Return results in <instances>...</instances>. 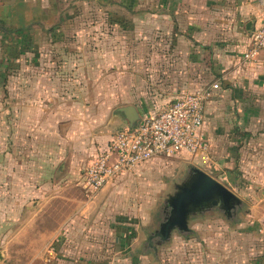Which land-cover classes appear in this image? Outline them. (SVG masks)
<instances>
[{"label":"crops","instance_id":"crops-1","mask_svg":"<svg viewBox=\"0 0 264 264\" xmlns=\"http://www.w3.org/2000/svg\"><path fill=\"white\" fill-rule=\"evenodd\" d=\"M91 13H101L105 26L127 29L133 37L138 28L145 30L153 91L164 93L161 107L179 93L220 85L207 103L203 132L210 148L212 139L225 141L230 166L226 185L234 193L241 191L242 204L255 205L240 233L241 249L248 248L255 258L243 264H264V51L252 62L244 59L261 16L250 0H0V41L18 35L23 56L33 54L39 68L34 99L19 103L28 108L23 119L33 124V180L41 187L80 182L85 190L87 165L117 133L104 115L90 116L88 110L115 107L105 97H89L104 90L97 77L109 72L95 56L109 54L87 53L82 44L89 39L69 36L72 28L91 24ZM156 47H161L159 69L153 64ZM108 69L114 77L120 75ZM223 105L221 115L224 111L216 109ZM128 107L137 109L119 108L125 119ZM185 155L198 162L201 158ZM26 181L21 178L22 184ZM251 238L255 243L247 244ZM0 264H5L4 257Z\"/></svg>","mask_w":264,"mask_h":264},{"label":"rangeland","instance_id":"rangeland-1","mask_svg":"<svg viewBox=\"0 0 264 264\" xmlns=\"http://www.w3.org/2000/svg\"><path fill=\"white\" fill-rule=\"evenodd\" d=\"M100 15L91 13L87 17L91 24L72 28L69 36L89 39L82 44L87 53H108L95 57L105 65L104 70L110 72L111 66L120 74L99 75L104 90L89 93L91 99L105 97L115 107L88 109L90 116L104 115L113 131L119 132L128 126L119 108L134 105L142 119L160 110L164 93L153 91L145 30L138 28L133 37L127 29L105 26ZM14 36L5 35L0 41V252L5 264H227V260L243 264L255 258L248 248L241 249V229L248 225L247 212L255 206L249 202H243L230 218L218 209L204 211L192 219L190 233L175 231L168 242L155 237V246L149 245V237L168 217L167 196L174 193L176 184L188 179L193 168L227 186L230 166L224 140L212 139L210 148V138L205 136L208 163L185 154L156 159L94 197L87 195L80 182L69 187L39 186L33 180L37 164L33 124L23 119L28 108L19 104L34 99L39 68L33 54L23 56L18 35ZM73 49L77 53L78 48ZM160 50H154L157 69L162 65ZM220 109L223 115L225 106L216 112ZM24 177L27 181L22 184ZM235 194L242 201L238 188ZM232 229L234 236L229 234ZM250 241L255 243L251 238L247 244Z\"/></svg>","mask_w":264,"mask_h":264},{"label":"built area","instance_id":"built-area-1","mask_svg":"<svg viewBox=\"0 0 264 264\" xmlns=\"http://www.w3.org/2000/svg\"><path fill=\"white\" fill-rule=\"evenodd\" d=\"M250 1L261 16L244 53L248 62L264 51V0ZM218 90L220 85L215 83L194 93H184L156 113L140 119L136 126L117 132L85 169L83 182L88 195L96 196L109 184L156 159L189 154L208 163L209 144L203 132L206 106Z\"/></svg>","mask_w":264,"mask_h":264},{"label":"water","instance_id":"water-1","mask_svg":"<svg viewBox=\"0 0 264 264\" xmlns=\"http://www.w3.org/2000/svg\"><path fill=\"white\" fill-rule=\"evenodd\" d=\"M124 111L127 127L136 126L140 121L137 109L128 107ZM166 202L170 209L168 217L155 234L164 243L172 238L175 231L188 232L192 219L201 216L207 209H218L233 217L242 204L232 190L197 168H193L187 180L175 185L174 193L167 196ZM2 260L3 254L0 252V261Z\"/></svg>","mask_w":264,"mask_h":264},{"label":"flooded vegetation","instance_id":"flooded-vegetation-1","mask_svg":"<svg viewBox=\"0 0 264 264\" xmlns=\"http://www.w3.org/2000/svg\"><path fill=\"white\" fill-rule=\"evenodd\" d=\"M238 209H239V207H238ZM170 209H169V207L167 206V211H169ZM207 210H209V209H207ZM207 210H206V212H207ZM224 212V211H223ZM165 213H166V211H165ZM225 213V212H224ZM226 215H227V217H229L228 216V214L227 213H225ZM236 215V214H235ZM234 216V215H233ZM190 232V230L188 231V232H186V233H184V234H188ZM150 237H152V240L150 241L149 239H150ZM149 237V239H148V241H149V245L151 246V247H154L155 246V244H154V241H155V235L153 234L152 236H150Z\"/></svg>","mask_w":264,"mask_h":264}]
</instances>
